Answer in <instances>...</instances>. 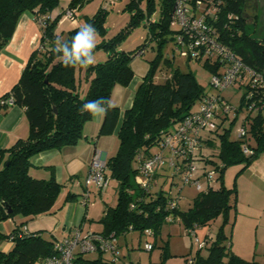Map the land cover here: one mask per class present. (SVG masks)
Segmentation results:
<instances>
[{"label": "trees", "instance_id": "1", "mask_svg": "<svg viewBox=\"0 0 264 264\" xmlns=\"http://www.w3.org/2000/svg\"><path fill=\"white\" fill-rule=\"evenodd\" d=\"M84 1L70 0L65 8L78 9ZM138 1L140 0H130L129 6L124 7L131 11L135 9L128 25L106 39L103 20L107 10L103 7L98 8L91 17L86 16L84 23L62 32L57 31L56 26L65 8L51 17L59 0H0V51L12 37L17 21L24 12L32 13L37 22L42 15L47 16L43 24L38 23L41 30L39 46L30 53L18 81L0 97V101L12 99L11 104H0L4 109L9 105L21 107L28 124L25 137H19L0 149V222L7 219L15 221L16 215L26 218L6 234L0 230V242L3 239L12 242L8 251L0 249V264H45L47 257L57 254L54 247L60 239L57 232L28 231L24 223L33 217L53 214L55 207H59L56 204L63 185L55 180L53 174L48 179L32 177L29 173L30 157L42 151L76 143L83 137L84 123L92 117L87 112H80L82 106L100 98L109 100L115 84H129L133 77L131 61L139 51L145 49L146 43H140L132 50H120L117 44L142 18L148 27L147 38L155 41V55L148 61V70L133 93L132 104L122 112L121 122L116 130L117 149L114 154L106 157V174L118 184L116 204L106 207L104 215L98 220L102 224L100 233H114L117 238L130 231H138L155 238L163 224L172 223L166 221L167 214L171 213L174 219L178 217L179 220L175 222L182 223L185 229L209 224L221 216L222 223L215 237L207 242L209 245H205H208L207 253L200 255L196 252L188 264H260L253 259H244L230 250L225 226L231 223L230 212L235 210L237 192L234 187L225 188L222 175L228 165L241 162L242 169H245L251 161L264 153V41L256 40L245 28L244 0H221L213 21L218 30L217 39L232 50L251 72L241 69L233 82L243 89L238 105L232 106L228 113L216 114V128L201 132L198 158L204 161L206 168L218 173V184L199 189L186 210H180L179 207L167 208L166 202L172 198V194L161 186L153 190L152 178L164 173L163 170H168L170 184L177 185L174 178L182 177L184 166L178 172L166 165L158 166L150 178L151 188L143 191L139 186H134L138 156L146 158L153 153L163 152L161 141L164 136L172 132L193 111L194 103L198 101L199 104L201 97L209 92L203 91L191 71L173 67V55L171 58L161 55L163 43L173 42L174 39V29L169 22L174 0H158L159 16L156 19L153 14L156 9L155 1L147 0L145 11L138 8ZM229 13L234 14L232 20H228L226 16ZM85 23L92 24L97 29L101 40L95 51L105 52L106 57L86 69L66 68L59 55L51 50L53 42L57 36L70 42ZM196 60H202L212 75L222 74L224 61L208 58ZM161 64L168 73L157 82L154 81V75ZM225 99L229 101L226 97ZM231 111L232 117L229 115ZM241 111H244V115L238 120ZM119 115L120 109L112 106L107 115L101 118L97 136L112 134ZM237 121L236 126L245 128V135L232 138V126ZM213 132L218 137L217 149L201 152L203 142ZM244 145L248 147V152L242 151ZM154 147H158V150L152 151ZM78 196L79 194L66 192L63 202L78 200ZM130 202L135 204L132 209L129 207ZM145 229H150L152 235H147ZM153 245L152 243V247ZM100 258L101 256L88 261L77 255L75 264L80 261L105 264Z\"/></svg>", "mask_w": 264, "mask_h": 264}, {"label": "rangeland", "instance_id": "2", "mask_svg": "<svg viewBox=\"0 0 264 264\" xmlns=\"http://www.w3.org/2000/svg\"><path fill=\"white\" fill-rule=\"evenodd\" d=\"M70 0H59L58 6L55 8L57 14L60 13L69 3ZM155 1V19L159 16V9L157 7L158 0ZM130 0H85L76 12V21L73 23L69 18L61 17L64 19V23L60 25V31L64 30L65 32L72 27H75L79 24L84 23L86 16L91 17L100 7H103L107 10L104 26H105V38H110L116 34V32L121 31L128 22L130 21V15L135 12L134 10L125 9V6H129ZM138 8H141L145 11V6H147V0H140L137 2ZM244 16L246 18V26L248 34L254 36L256 40L264 41V0H244L243 2ZM140 21L132 27L129 32H126L123 39L117 48L120 50H132L136 48L140 43L145 42L146 47L144 53L140 58L143 66L148 65V61L152 59L155 55V41L147 38L148 27L146 21L142 18ZM76 24V25H74ZM74 25V26H73ZM101 40V37L98 35V42ZM172 41L164 42L161 47L162 56L167 58H172L173 67H179L182 71H191L194 75V79L202 86L205 92L213 93L215 92L211 88V76L212 74L209 71V68L203 65L202 60L188 59L183 55H179L178 52L173 50ZM136 56V55H135ZM96 61H103L106 57V53L103 51H95ZM167 69L160 65L156 70L154 81L160 82L165 76H167ZM223 93L225 97L229 100L233 107L238 105L240 96L243 93V89L238 83L231 84L227 89H224ZM199 107L198 101H196L192 107V110H195ZM244 111L239 113V119L243 117ZM233 116V111L229 113ZM239 121L236 122L232 127L231 137H236L237 130L236 125ZM220 131V130H219ZM209 135V137H208ZM206 135L208 139L203 142V152L209 150H216L218 147V140L215 133ZM205 136V137H206ZM208 141V142H207ZM158 147H154L152 151H157ZM106 158V156H104ZM259 158H262L264 162V153L259 155ZM256 158V159H257ZM260 160V159H259ZM251 161L253 164H250L245 169H242L243 163L237 162L228 165L223 173V184L225 188L234 187L237 192L236 206L234 212L231 213V223L229 222L225 226V232L228 236V244H230V250L234 251L233 243H236L241 240L242 248L240 251V257L250 260L253 259L260 264H264V183H261L250 174L253 167H256V162L260 161ZM164 178H159L156 187L163 185L165 191H170L172 197L178 196V207L180 210H186L191 205V201L198 194L197 186L195 184H183L180 178H174L177 182V185H171V179L169 176L168 170H163ZM168 173V174H167ZM216 175H213L214 186L218 184L216 180ZM169 177V178H168ZM168 178V180H167ZM106 190V196L104 200L108 205H112L116 199L117 191V181H114L113 178H110ZM165 182V183H164ZM199 182L202 188H205L207 185L204 177H200ZM134 186L138 188V185L134 182ZM95 193V192H94ZM96 194V193H95ZM98 196V194H96ZM99 197V196H98ZM89 215H94L98 209L103 205L102 202L96 201V198L93 195L89 196ZM22 217L21 215H16L14 219ZM6 226L3 232L6 234L10 231L12 226V220L7 219L2 221ZM92 224V221H87L86 224ZM222 223V217L218 216L215 220L211 221L209 224L200 225L196 228V236L199 237L200 241L211 236V239L215 237L216 231L218 230L219 225ZM160 233L154 238L153 236H145V234H140L138 231H130L125 235H118L117 238V255L118 257L114 259L108 253H96V252H86L81 254L83 259L92 261L98 259L101 255L102 262L105 264H188L189 259L192 258L196 252H199L200 255H205L207 253L206 247L199 249L198 244L194 242L193 236H190L182 223L172 222L163 224L160 227ZM84 230H87L84 228ZM58 233V232H57ZM57 235L60 236V233ZM149 237L148 241L153 243V247L150 250L144 248L145 239ZM211 241V240H210ZM237 241V242H236ZM235 244V245H236ZM12 242L8 239H3L0 242V248H11ZM166 246V248H165ZM7 250V251H8ZM236 253V252H235ZM99 254V255H98ZM242 255V256H241ZM114 259V260H113ZM187 259V260H186ZM35 264H44L43 262H37ZM78 264H92L80 261Z\"/></svg>", "mask_w": 264, "mask_h": 264}, {"label": "built area", "instance_id": "3", "mask_svg": "<svg viewBox=\"0 0 264 264\" xmlns=\"http://www.w3.org/2000/svg\"><path fill=\"white\" fill-rule=\"evenodd\" d=\"M219 3L221 0H174L173 9L169 17L171 28L174 29V48L179 55H184L191 59L208 58L210 60L224 61L221 75H212L211 88L215 91L201 97L199 107L191 111L186 117L180 121L174 130L164 136L161 141L163 152H156L148 157H139L136 167L137 172L135 182L143 191L151 188V177L158 166H169L178 172L184 166L181 181L183 184H195L197 190L202 186L199 182L200 177L206 180V187L214 185L216 175L214 169H208L203 164L204 161L198 158V149L200 147V139L202 131H211L216 128L218 115L228 113L233 107L230 102L225 99L224 89H227L237 78L240 70L251 72L243 63L232 53V50L221 44L218 39V30L213 21L216 19L219 11ZM75 8H65L63 18H69L73 23L76 21ZM228 20H232L233 13L226 15ZM236 17V16H235ZM47 16L44 14L38 18V23L43 24ZM144 50L139 51L136 55H141ZM1 104H11L12 99L8 98L0 101ZM237 136L245 135L243 126H236ZM244 152H248V147L243 146ZM186 158V159H185ZM185 159V161H183ZM106 158L102 156L99 150L94 152L87 169L85 183L93 185L99 192L105 191L108 186L109 179L106 174ZM89 191L82 193V204L88 203ZM178 196L168 199L167 208L178 207ZM132 209L135 207L134 202L129 203ZM165 217L167 222H175L179 220L170 213ZM191 226L185 229L186 232L193 236L194 242L199 248L205 247L206 243L211 240V236L200 241L196 236V228ZM147 235H152L150 229H145ZM117 238L114 233L103 235L100 232L91 230H82L74 227L60 238L54 244L57 254L47 257L45 264H75L77 255L86 252L108 253L116 259ZM144 248L152 249V243L145 242ZM113 259V260H114ZM191 258L189 259V263Z\"/></svg>", "mask_w": 264, "mask_h": 264}, {"label": "crops", "instance_id": "4", "mask_svg": "<svg viewBox=\"0 0 264 264\" xmlns=\"http://www.w3.org/2000/svg\"><path fill=\"white\" fill-rule=\"evenodd\" d=\"M55 15H57V12L54 9L51 12V17ZM63 20L64 19H60L58 21L56 26L57 31H60V25L64 23ZM61 31L65 32L64 30ZM40 34V26L34 15L28 11L24 12L17 21L12 37L0 51V97L7 93L18 81L30 53L39 46ZM140 56L142 55L134 56L131 61L133 77L131 81H129V84L126 86L115 84L109 94V100L112 106L120 109V115L119 118H117L118 122L112 134L97 136L102 117L92 116L91 119L84 123L82 132L83 137L76 143L65 145L60 149L42 151L30 157L31 166L29 168V173L32 177L48 179L53 174L55 180L61 183L63 188L57 199L56 205H59V207H55V212L49 215L33 217L26 221L24 225L28 231L33 232L41 230L43 232H58L60 233V238H62L68 230L77 226L82 230L86 228L91 231H101L102 224L98 220L104 215L106 207L116 204V199L114 204L108 205L104 200L107 188L102 193L93 185H87L84 181L89 163L95 151L99 150L103 157H108V155L114 154L117 149L118 140L116 137V130L119 128L122 112L132 104L134 97L133 93L148 70V65L143 66L142 62L137 60ZM27 133L28 124L21 107L18 105H9L5 109L0 107V149L7 147L19 137H25ZM201 152H203V150ZM259 159H255V161L259 160L260 162H256V167H253L249 175L253 176L255 180L264 183V162H262V158ZM253 162L251 164H253ZM47 166H51V168ZM161 171L162 170H159V172ZM164 176H166V174L162 172L152 178L153 190L156 189L159 178H164ZM161 187L163 188V185ZM85 191H89V196L93 195L98 203H103L102 207L98 209L92 217L89 215L90 208L87 206L89 204L83 205L81 202L82 193ZM66 192L79 194L78 200L63 202ZM94 192L98 194L99 197ZM25 219V217H20L18 220H12L11 229ZM89 220L92 221V224L90 223L87 225L86 222ZM5 226L3 222H0L1 231L5 229ZM128 233L129 232L126 234ZM148 238L149 237L144 241L150 242ZM235 244L236 243H233L232 245L233 249L236 254L240 256V248H242L241 246L243 245L242 241L239 240L237 244ZM0 249L2 251L8 250V248Z\"/></svg>", "mask_w": 264, "mask_h": 264}, {"label": "clouds", "instance_id": "5", "mask_svg": "<svg viewBox=\"0 0 264 264\" xmlns=\"http://www.w3.org/2000/svg\"><path fill=\"white\" fill-rule=\"evenodd\" d=\"M98 32L94 25L83 24L72 37L71 41H64L59 36L54 40L51 49L58 54L63 65L67 67L87 68L96 64L95 50L98 43ZM112 107L111 101L104 98L85 103L80 112L89 113L93 117H104Z\"/></svg>", "mask_w": 264, "mask_h": 264}]
</instances>
